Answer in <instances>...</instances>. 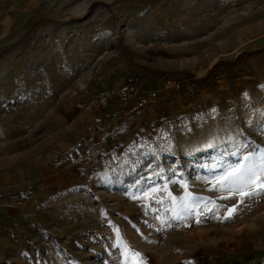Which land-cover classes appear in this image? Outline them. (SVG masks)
I'll list each match as a JSON object with an SVG mask.
<instances>
[{
	"label": "rangeland",
	"instance_id": "obj_1",
	"mask_svg": "<svg viewBox=\"0 0 264 264\" xmlns=\"http://www.w3.org/2000/svg\"><path fill=\"white\" fill-rule=\"evenodd\" d=\"M261 48L264 0H0V264H264V192L213 187L259 165L264 55L140 70ZM122 81L156 103L90 107Z\"/></svg>",
	"mask_w": 264,
	"mask_h": 264
},
{
	"label": "snow or ice",
	"instance_id": "obj_2",
	"mask_svg": "<svg viewBox=\"0 0 264 264\" xmlns=\"http://www.w3.org/2000/svg\"><path fill=\"white\" fill-rule=\"evenodd\" d=\"M255 159L256 153L244 155L237 164L225 169L222 175L216 177L213 187H219L230 194L229 197L221 198H230L235 195L247 198L264 192V151L259 153V165L255 163ZM246 189L252 190L246 191ZM235 210L236 206L234 205L229 209V217H225V219L230 218ZM197 222L199 223V220ZM124 256L126 258L129 256L135 257L137 258L135 264H143L140 253L125 248Z\"/></svg>",
	"mask_w": 264,
	"mask_h": 264
},
{
	"label": "built area",
	"instance_id": "obj_3",
	"mask_svg": "<svg viewBox=\"0 0 264 264\" xmlns=\"http://www.w3.org/2000/svg\"><path fill=\"white\" fill-rule=\"evenodd\" d=\"M177 86V83H176ZM153 90L134 81H122L104 88L90 102L94 110L104 109L111 102L120 103L129 115L139 114L143 109L156 103ZM259 248L264 253V225L258 234Z\"/></svg>",
	"mask_w": 264,
	"mask_h": 264
},
{
	"label": "trees",
	"instance_id": "obj_4",
	"mask_svg": "<svg viewBox=\"0 0 264 264\" xmlns=\"http://www.w3.org/2000/svg\"><path fill=\"white\" fill-rule=\"evenodd\" d=\"M244 54H248V55L262 54V55H264V48L257 49V50H251V51H249L247 53L240 52L233 61H225V60L216 61L212 65V67L205 73V75L202 76V77H199V78H194L189 73L182 72V71H177V72H175V71L172 72L171 71V72H167V73H157V72L153 71V72L149 73V71L146 70V69L141 68L140 70H141V72L145 71L147 74H149L150 78L155 79V80H161L162 78L174 79V78L183 77L187 81H189L191 83V85H196V84H198L200 82L210 80L213 77L214 70L217 69L218 67H222L224 69L233 68V66L235 65L237 59L240 56L244 55ZM130 65H132V63Z\"/></svg>",
	"mask_w": 264,
	"mask_h": 264
},
{
	"label": "crops",
	"instance_id": "obj_5",
	"mask_svg": "<svg viewBox=\"0 0 264 264\" xmlns=\"http://www.w3.org/2000/svg\"><path fill=\"white\" fill-rule=\"evenodd\" d=\"M22 1V0H21ZM258 237V236H257Z\"/></svg>",
	"mask_w": 264,
	"mask_h": 264
}]
</instances>
